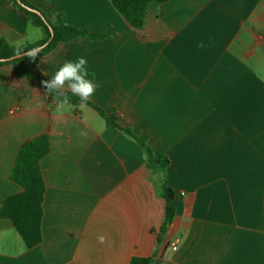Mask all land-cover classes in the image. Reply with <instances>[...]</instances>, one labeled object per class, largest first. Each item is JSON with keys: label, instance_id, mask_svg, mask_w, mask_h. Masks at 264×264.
I'll return each mask as SVG.
<instances>
[{"label": "crops", "instance_id": "crops-1", "mask_svg": "<svg viewBox=\"0 0 264 264\" xmlns=\"http://www.w3.org/2000/svg\"><path fill=\"white\" fill-rule=\"evenodd\" d=\"M28 1L105 38L60 43L19 68L50 80L86 58L99 85L89 101L169 165L150 169L145 149L92 107L57 111L35 80L0 67V209L24 191L10 178L21 146L50 142L42 242L27 248L0 219V264H264V0L154 2L141 30L114 0ZM0 38L25 46L44 32L0 0ZM165 184L176 214L159 241Z\"/></svg>", "mask_w": 264, "mask_h": 264}, {"label": "trees", "instance_id": "trees-1", "mask_svg": "<svg viewBox=\"0 0 264 264\" xmlns=\"http://www.w3.org/2000/svg\"><path fill=\"white\" fill-rule=\"evenodd\" d=\"M165 1L114 0L113 5L134 29L141 30L145 25L150 4L154 2L161 4ZM8 2L24 13L33 26L43 30L44 39L35 44L13 46L4 38H0V67L11 66L18 77L31 78L44 89L45 87L42 82L46 79L31 70H21L19 68L20 62L35 61L38 56L52 52L60 43H66L77 38H85L88 40H102L105 38L103 34H91L70 25L58 13H54V17L51 19L28 0H20V2L18 0H8ZM45 43H48V45L38 54L35 60L26 56L10 60L12 57L40 47ZM67 94L70 97L68 104L74 106L81 104L78 96H73L71 92ZM87 105L96 110L106 120L108 125L120 128L129 136L133 137L145 149L148 155L150 169H166L168 167L169 161L167 157H156L147 145L146 136L135 135L130 129L120 127L115 116L107 114L91 101H88ZM49 152L50 142L46 135L38 136L25 142L21 146L10 178L13 182L20 185L24 191L20 194L7 197L3 201L0 209V219H8L12 222L27 248L38 246L43 239L41 225L44 215L43 201L46 187L40 162ZM163 197L166 201V208L164 223L159 232V241L166 237L176 214L173 205L174 192L166 184L163 186ZM130 264H154V259L134 257Z\"/></svg>", "mask_w": 264, "mask_h": 264}, {"label": "clouds", "instance_id": "clouds-1", "mask_svg": "<svg viewBox=\"0 0 264 264\" xmlns=\"http://www.w3.org/2000/svg\"><path fill=\"white\" fill-rule=\"evenodd\" d=\"M259 9V6H258ZM201 47L203 45H200ZM42 51L41 48H33L23 55L35 60L38 54ZM88 61L84 57H79L76 60L65 61L54 73L50 80L42 82L48 95L52 96L60 111L66 104L69 103L70 97L68 92L73 96L80 98L81 106H86L90 98L94 95L96 88L99 86L89 79V71L87 68ZM94 75V74H93ZM98 242L103 244L107 238L103 235L97 237Z\"/></svg>", "mask_w": 264, "mask_h": 264}, {"label": "water", "instance_id": "water-1", "mask_svg": "<svg viewBox=\"0 0 264 264\" xmlns=\"http://www.w3.org/2000/svg\"><path fill=\"white\" fill-rule=\"evenodd\" d=\"M18 1L20 2V0H18ZM37 13L40 15L39 12H37ZM52 36H53V32H52ZM47 45H48V43H45L44 45H42V46H40V47H38V48H41V49L43 50ZM23 54H24V53H22V54H20V55H17V56H15V57H12L10 60H15V59L21 58V57L24 56ZM168 233H170V231H169Z\"/></svg>", "mask_w": 264, "mask_h": 264}, {"label": "built area", "instance_id": "built-area-1", "mask_svg": "<svg viewBox=\"0 0 264 264\" xmlns=\"http://www.w3.org/2000/svg\"><path fill=\"white\" fill-rule=\"evenodd\" d=\"M173 249H176V246L175 245L173 246Z\"/></svg>", "mask_w": 264, "mask_h": 264}]
</instances>
